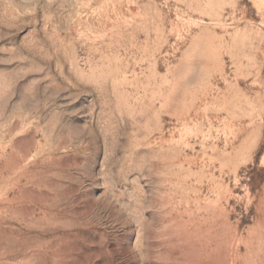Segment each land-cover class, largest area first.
<instances>
[{
	"label": "rangeland",
	"instance_id": "374dc122",
	"mask_svg": "<svg viewBox=\"0 0 264 264\" xmlns=\"http://www.w3.org/2000/svg\"><path fill=\"white\" fill-rule=\"evenodd\" d=\"M0 264H264V0H0Z\"/></svg>",
	"mask_w": 264,
	"mask_h": 264
}]
</instances>
